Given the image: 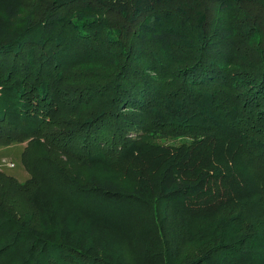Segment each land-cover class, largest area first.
Instances as JSON below:
<instances>
[{
    "label": "trees",
    "instance_id": "obj_1",
    "mask_svg": "<svg viewBox=\"0 0 264 264\" xmlns=\"http://www.w3.org/2000/svg\"><path fill=\"white\" fill-rule=\"evenodd\" d=\"M253 2L0 0V144L27 138L16 187L35 212L0 200V264H129L126 241L134 264H264V227L246 220L264 215V45L207 6ZM173 133L191 140L151 141ZM205 148L244 159L248 176L196 165ZM121 160L128 178L91 169ZM176 204L201 246L182 260L162 229ZM213 204L237 210L216 219Z\"/></svg>",
    "mask_w": 264,
    "mask_h": 264
},
{
    "label": "rangeland",
    "instance_id": "obj_2",
    "mask_svg": "<svg viewBox=\"0 0 264 264\" xmlns=\"http://www.w3.org/2000/svg\"><path fill=\"white\" fill-rule=\"evenodd\" d=\"M237 5L238 6H234L230 9H219L216 4L207 3V6H210L216 10L214 16H219L218 18H220V23H222L223 25L229 24L231 25V27L233 25L235 27L244 26L243 28L245 30L249 29L248 32L254 38L255 42L258 41L259 44L264 45V17H262L261 11L256 13L258 9H254L255 7H264V0L262 5L260 6H258L254 2L253 4L248 5H244L243 3ZM253 16H255V18H257V16L262 18L259 21H256L259 22L257 23V25H255L254 21L252 20ZM104 47L105 48L100 49L105 51L109 50V52L114 51L113 49L109 48L110 46ZM172 55L175 59L180 58L182 56V49L177 48V50L173 51ZM97 57L99 56L95 52H92L91 54L86 53L85 55H83L82 61H84V68L86 69L89 64V66L95 65L97 61L92 62L90 58ZM143 61L147 63L150 60L148 58H145L143 59ZM74 68H77L76 65L73 66L72 70ZM94 68L97 67L94 66ZM52 75H54V72L52 73ZM150 136L151 135H147L142 139H149ZM151 137V141L159 144H161V142L179 144L181 142H190L191 140V137L186 133H173L168 134L165 137ZM26 142L27 138L19 136L18 139L13 140L7 144H0V200L3 203L4 207L9 208L12 214L17 213L22 215L24 213H29L34 216L35 212L31 208L27 200L26 192L16 187V185L25 183L26 180H28L30 177V173L22 160V151ZM61 158L68 167L72 169L77 168V170H79L81 174L91 173V170H89L88 167L80 165L79 160H77L75 157L62 154ZM122 161L123 160L116 162L115 164L108 165L98 162L95 163V165L91 166V169L96 173H103L105 169H109V172L111 174H115L120 178H128L129 172L124 168V166L129 164V161ZM194 162L196 165L201 164V166H204L205 164L211 165L215 162L221 163V165H226L229 175L233 178L244 177L248 176L249 174V166L245 164L246 161L244 159L239 160L237 156L221 149L205 148L203 151L199 152ZM182 174L191 175L190 170L186 169L182 170ZM236 210L237 208L233 206L227 207L216 204L212 205V214L216 219H221L222 217L230 214L231 212H235ZM179 212L182 216V208L180 204H176L174 205V207L168 206L166 212L162 215V229L166 238L168 237L171 242L177 243L175 255L179 260H182L184 258L192 257L193 255L198 253L201 246H199L195 239L184 236L180 231L177 223V213L179 214ZM246 220L249 222V228L250 226L256 228L264 227V215H262L260 219L246 217ZM123 248L124 255L128 263L134 264V252L131 248V245L126 241L123 245Z\"/></svg>",
    "mask_w": 264,
    "mask_h": 264
}]
</instances>
